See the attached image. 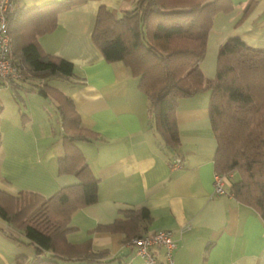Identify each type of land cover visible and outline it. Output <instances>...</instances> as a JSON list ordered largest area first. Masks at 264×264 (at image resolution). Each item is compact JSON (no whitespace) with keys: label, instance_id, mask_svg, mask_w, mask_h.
I'll list each match as a JSON object with an SVG mask.
<instances>
[{"label":"crops","instance_id":"0c3cea01","mask_svg":"<svg viewBox=\"0 0 264 264\" xmlns=\"http://www.w3.org/2000/svg\"><path fill=\"white\" fill-rule=\"evenodd\" d=\"M50 1L18 0V5ZM247 1L232 0L231 10L214 16L206 45L213 57L200 67L206 78L214 76L218 48L227 38L264 48V0H254L245 13ZM135 3L85 0L59 11L54 28L37 38L46 53L73 64L69 80L48 83L71 97L80 125L97 135L75 142L99 180L98 198L71 214L66 240L89 241L93 251H102L94 264H144L127 238L132 229L113 233L96 228L126 219L129 210L146 209L148 218L138 219L136 231L170 230L175 264H264V219L228 192L230 179L226 194L213 191L216 141L208 117L209 93L178 100L180 143L167 148L151 125L148 99L137 78L122 62H106L92 40L100 6L117 17ZM63 134L52 96L39 94L29 81L0 84V190L47 198L76 183L75 175L58 171L65 156ZM174 157L182 158L180 167H171ZM26 242L21 229L0 218V264H12L17 255L32 256L35 245ZM154 252L164 260L162 249ZM64 263L85 264L81 259Z\"/></svg>","mask_w":264,"mask_h":264},{"label":"trees","instance_id":"16d2710c","mask_svg":"<svg viewBox=\"0 0 264 264\" xmlns=\"http://www.w3.org/2000/svg\"><path fill=\"white\" fill-rule=\"evenodd\" d=\"M12 1L8 21L18 81L32 82L39 94L58 102L65 148L58 171L77 179L47 198L32 191L12 195L0 190V218L21 229L26 243L36 248L32 256L17 255L12 264H65L74 259L94 264L102 251H93L89 241L71 244L65 235L71 229V214L98 198L99 180L75 144L97 135L80 125L71 97L48 83L69 80L73 64L46 53L37 39L54 28L59 11L85 0H52L29 8ZM253 3L247 1L245 13ZM232 7V0H136L132 9L116 17L100 6L92 40L106 62H122L137 78L148 99L151 125L167 148L176 149L180 143L178 100L209 93L208 117L216 141L214 172L226 175L228 192L264 219V48L229 37L218 48L214 76L206 78L200 68L214 16ZM144 218L146 209L129 210L126 219L117 218L96 230L132 229L127 232L131 240L141 235L137 221Z\"/></svg>","mask_w":264,"mask_h":264},{"label":"built area","instance_id":"2783aa9c","mask_svg":"<svg viewBox=\"0 0 264 264\" xmlns=\"http://www.w3.org/2000/svg\"><path fill=\"white\" fill-rule=\"evenodd\" d=\"M14 10L12 0H0V81L5 83L19 79L20 73L13 61V42L9 33L8 15ZM181 158L176 157L171 163L172 168L180 167ZM227 176L215 173L213 176V191L215 194H226ZM130 244L134 246L136 255L144 264H175L174 251L176 241L170 230L161 229L133 237ZM163 251L164 260L159 261L154 250Z\"/></svg>","mask_w":264,"mask_h":264},{"label":"rangeland","instance_id":"374dc122","mask_svg":"<svg viewBox=\"0 0 264 264\" xmlns=\"http://www.w3.org/2000/svg\"><path fill=\"white\" fill-rule=\"evenodd\" d=\"M210 51V52H209ZM212 53H213V49H212ZM211 55V48L208 50V49H206L205 50V54H204V56H203V58H202V60H201V62H200V67H201V63H202V61L205 59V61H211L212 60V55H211V58H209V56ZM208 57V58H207ZM53 82V81H52ZM54 83V82H53ZM56 84H59V83H61V82H58V81H56L55 82ZM61 85V84H60Z\"/></svg>","mask_w":264,"mask_h":264}]
</instances>
